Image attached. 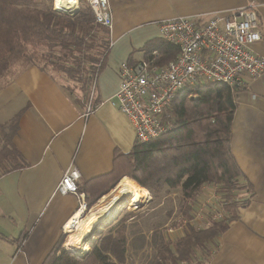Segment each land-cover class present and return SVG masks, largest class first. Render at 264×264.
Here are the masks:
<instances>
[{
  "label": "crops",
  "instance_id": "0c3cea01",
  "mask_svg": "<svg viewBox=\"0 0 264 264\" xmlns=\"http://www.w3.org/2000/svg\"><path fill=\"white\" fill-rule=\"evenodd\" d=\"M250 5L255 7L261 32L251 51L264 58V0H108L109 46L92 83L89 97L94 107L88 114L55 79L22 63L0 87V124L19 115L12 141L27 163L0 176V264H42L64 234L62 225L79 205L76 195L56 191L61 174L75 167L76 185L84 186L111 171L114 149H131L133 124L111 103L119 88L117 69L121 62L133 61L144 42L161 38L158 21L176 16H225ZM235 91L230 149L255 196L236 209L235 217L217 237L209 264H264V73L244 77ZM203 190L208 198L212 189L206 186ZM135 222L133 217L125 222L128 240L143 233Z\"/></svg>",
  "mask_w": 264,
  "mask_h": 264
},
{
  "label": "trees",
  "instance_id": "16d2710c",
  "mask_svg": "<svg viewBox=\"0 0 264 264\" xmlns=\"http://www.w3.org/2000/svg\"><path fill=\"white\" fill-rule=\"evenodd\" d=\"M46 2L49 1L0 0V78L19 62L35 66L55 79L76 105L86 109L90 102L91 111L94 103L89 95L105 60L108 29L95 23L85 2L71 14L51 9ZM144 43L141 48L156 50L160 63L174 59L177 53L161 38ZM56 76H61V83ZM11 77L6 76L4 84ZM74 89L79 90L78 95ZM229 89L214 80L182 88L168 105L170 125L164 133L146 142L134 141L127 152L114 149L110 172L76 186L79 193L88 194L87 208L114 188L121 177L134 180L153 198L165 188L181 193L177 221L183 232L165 239L157 228L152 229L150 239L155 254L149 264H209L217 237L235 217L236 209L255 196L231 154L236 91ZM18 116L0 124V176L27 165L12 141ZM206 186L215 190L223 216L208 217L200 227L195 219L202 212L198 200ZM132 216L130 213L102 224L106 228L95 233L84 257L62 246V234L42 264H124L129 249L136 252L146 241L142 234L128 240L125 222Z\"/></svg>",
  "mask_w": 264,
  "mask_h": 264
},
{
  "label": "built area",
  "instance_id": "2783aa9c",
  "mask_svg": "<svg viewBox=\"0 0 264 264\" xmlns=\"http://www.w3.org/2000/svg\"><path fill=\"white\" fill-rule=\"evenodd\" d=\"M82 1L91 8L95 23L109 31L112 19L108 0H78L73 10L67 11H77ZM51 8L63 12L56 7L55 0H51ZM258 25L252 5L225 16H176L158 21L161 39L177 49L175 58L160 63L156 50L141 48L134 53L133 61L121 62L117 69L119 88L111 103L132 122L135 141L146 142L167 130L171 117L168 105L182 88L214 80L225 83L233 91L241 86L244 77L261 76L264 58L251 51V45L261 38ZM89 108L87 104L86 114ZM61 175L56 191L76 195L79 199L77 211L82 209L84 215L87 211L85 195L76 187L78 170L70 167ZM210 191V196L200 202V210L203 212L211 207V213L214 212L211 217L222 218L218 196L214 189ZM64 225L62 232L67 237L69 232Z\"/></svg>",
  "mask_w": 264,
  "mask_h": 264
},
{
  "label": "rangeland",
  "instance_id": "374dc122",
  "mask_svg": "<svg viewBox=\"0 0 264 264\" xmlns=\"http://www.w3.org/2000/svg\"><path fill=\"white\" fill-rule=\"evenodd\" d=\"M46 1H49L50 3L46 2V4L51 6V0H46ZM44 6H46L45 3H44ZM21 66H22V62H19L14 67H12L11 70L6 71L4 74L5 76L0 78V85H3L4 80H6L9 77V75H13V73H16L20 69ZM56 77L58 79V82L61 83L62 82L61 76H56ZM74 90H75L74 91L75 94L78 95L79 90L77 89H74ZM0 137H1V133H0ZM110 192L111 190L107 194H109ZM203 193H204V190L199 195L200 201H203L205 199V197L203 196ZM180 194L181 193H179L178 190L166 191V188H165L159 193V195H157V197H154V198L149 193V196H148L149 199L145 201L142 205H138V206L131 205L129 199H126V198L121 199L116 205L115 210H113L114 212L111 214V216H109L103 223H101L99 228L94 232L93 236H95V233L97 231L104 230L106 228L105 226L102 227V224L106 225L107 222H112L115 217L116 218L119 216L122 217L123 215H127V214L129 215L131 213L133 214L132 216L133 219L137 221L135 223L137 224L139 229L142 230L143 233L141 234L145 236L146 241L143 247H141L138 251L131 252V253L130 251H128V256H127L128 257L127 259H129L128 262L129 264H149L155 254V251H154V248H152L153 246H152L151 239H150L151 232H149V230L152 229V227L153 229L157 228L160 234H162L161 236H163L165 239L180 236L181 235L180 233L183 232L184 228H181L178 225V224H181V222L179 223V221H177L178 218L180 217L179 208H178L181 203ZM99 200H97L93 205L97 204ZM199 200L198 202H199V205L201 206V203ZM89 209L91 208H87V211ZM87 211H84L85 212L84 216L88 213ZM212 214H214V212L211 213V211H207V210L201 212L200 215L198 216V219H196L197 223L199 222L198 225H200V227L203 226L202 220H200L201 216H203V219L205 216L210 218ZM200 221H201V224H200ZM131 229L132 228L130 227L129 230ZM169 229H171L172 231H169ZM93 236L90 239H94ZM129 255L131 258L129 257Z\"/></svg>",
  "mask_w": 264,
  "mask_h": 264
},
{
  "label": "bare ground",
  "instance_id": "6f19581e",
  "mask_svg": "<svg viewBox=\"0 0 264 264\" xmlns=\"http://www.w3.org/2000/svg\"><path fill=\"white\" fill-rule=\"evenodd\" d=\"M55 2L56 7L60 10H73L72 7H76L78 4V0H55ZM148 196L149 192L136 184L134 180L129 177L121 178L115 188L109 194L99 198L98 203L93 205L85 216H81L82 209H79L72 219L64 225L69 232V237L67 236L68 239L64 242V246L68 248V251L75 254L88 249V242L91 241L90 238L99 228V223L111 216L119 200L126 198L130 200L131 205L138 206L147 201Z\"/></svg>",
  "mask_w": 264,
  "mask_h": 264
},
{
  "label": "water",
  "instance_id": "95a60500",
  "mask_svg": "<svg viewBox=\"0 0 264 264\" xmlns=\"http://www.w3.org/2000/svg\"><path fill=\"white\" fill-rule=\"evenodd\" d=\"M63 12H66V13H73V12H71V11H67V10H62ZM104 222V221H103ZM103 222H100L99 223V226L101 225V223H103ZM93 239H91V241H92ZM91 241H89L88 242V249H89V247H90V242ZM88 249H86V250H84V251H81V253H79V254H75V253H73L74 255H76V256H78V257H84L85 255H86V253H87V251H88ZM72 253V252H71Z\"/></svg>",
  "mask_w": 264,
  "mask_h": 264
}]
</instances>
